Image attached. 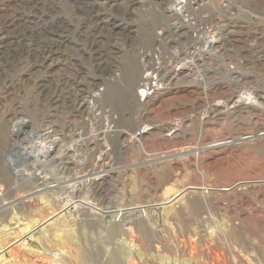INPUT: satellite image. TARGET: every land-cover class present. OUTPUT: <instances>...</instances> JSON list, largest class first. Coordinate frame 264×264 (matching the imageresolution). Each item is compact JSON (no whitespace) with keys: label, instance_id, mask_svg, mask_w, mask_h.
Listing matches in <instances>:
<instances>
[{"label":"rangeland","instance_id":"1","mask_svg":"<svg viewBox=\"0 0 264 264\" xmlns=\"http://www.w3.org/2000/svg\"><path fill=\"white\" fill-rule=\"evenodd\" d=\"M126 2L82 0L68 5L58 2L55 11L40 22L64 24L62 49L71 50L78 57V65L86 73L81 82L78 78L63 79V72L54 65L49 68L53 79H47L46 71L18 60L13 54L0 69V264H140V258L127 256V248L133 245L132 250L138 248L142 252L145 246L140 241L132 243L130 240L134 236L136 239L142 237L149 227L137 214L130 216V210L149 204L163 205L176 193H181L176 201L162 207L160 215L165 221L174 220L178 231H185L201 220L198 215L202 189L211 190L207 198L217 204L214 206L217 220L212 222V227L225 230L229 247L240 263L264 264V135L261 136L264 133V57L263 61L253 58L264 49V2L250 5L228 0L237 10L218 18L219 3L210 0L207 7L214 10V22L227 18L231 23L256 27V31L250 27V31L239 37L241 42L236 44L237 50H230L228 56L218 59V63L206 61L205 69L211 73L198 83L199 92L189 93L186 88L196 87V81L185 78L176 94L159 96L155 92L167 83L150 68L160 67L162 74L168 72L169 54L178 51L179 46H171L174 42H168L167 46L159 47L154 44V38L165 26L172 24L165 16V9L173 7L174 2L163 7L156 0H136L131 12L120 16V8ZM99 3L103 4L98 6ZM14 4L13 0H0V19L12 13ZM89 4L96 5L103 15L119 23L126 33L118 49L110 53L118 69L112 71L107 67L101 76L104 83L93 76L97 73L91 63L92 53L79 35L78 20L85 17ZM203 31L206 33V29ZM195 35L193 32L181 36L187 48ZM145 71L151 76L150 85L137 88ZM66 79L73 80L62 89ZM96 86L102 87L96 96L97 105L104 111H111L116 118L115 124L98 111L87 115L86 102ZM142 90L148 95L146 99L141 97ZM40 92L48 102L43 109ZM240 94L247 98V103L241 100ZM63 98L73 105L72 109H56L55 104L61 105ZM213 105L226 108L220 118H209L207 107ZM94 116L97 117L94 119ZM17 118L31 122L34 131L47 130L51 137L59 138L63 151L72 138L89 137V126L96 122V136L83 139L74 153L76 158L86 161L82 172L90 173L108 146L115 171L98 185H91L90 177L75 180L79 176L75 158L68 164L66 173L55 170L51 174L57 182L48 180L49 173L37 174L39 178L43 176L45 180L42 181L48 185L60 184L62 192L56 188L53 190H58L57 194L34 193L15 171L16 159L7 153L15 146L18 153L25 149V143L11 136ZM105 124H111L115 132L112 147L103 136L107 130ZM77 127L82 130L79 138L73 135ZM32 141L38 148L44 143L41 139L33 138ZM219 142L229 144L219 149L207 148ZM57 149L55 152L60 155L62 152ZM79 149L84 150L85 157ZM23 161L26 164L32 160L24 157ZM66 181H70L69 184ZM66 185L71 188L68 190ZM29 194L32 195L24 198ZM77 198L88 202L90 207L62 210L67 200ZM174 203H178V208ZM114 207L122 216L110 223L99 210ZM189 208L193 215H189ZM52 211L58 216L47 226L44 223L36 227L38 222L50 217ZM167 228H170L168 224ZM201 251L198 247L196 258L205 261L206 254Z\"/></svg>","mask_w":264,"mask_h":264},{"label":"bare ground","instance_id":"2","mask_svg":"<svg viewBox=\"0 0 264 264\" xmlns=\"http://www.w3.org/2000/svg\"><path fill=\"white\" fill-rule=\"evenodd\" d=\"M13 1H15V4L12 13L8 17H4L0 19V69L2 68L3 65H6L7 63L6 60L9 59V55L13 54L16 56V58H18V60H25L29 62L32 65V67H38L46 71L48 77L47 79H53L52 72L49 71V68L50 66L52 67L54 65L63 72L62 75L63 79L78 78L79 82H81V79H83L86 76V73L84 69L78 65V57L72 54L71 50L70 51L68 49L66 50L64 47H63L64 49H62L61 34H63L65 29L64 24L57 20H56L57 23L55 24H51V23L40 24V22L45 21L50 16V14L55 11L56 3L66 2L64 4L68 5L70 2L80 3L82 0H13ZM90 1L101 2L103 0H90ZM104 1L109 2L110 0H104ZM135 1L136 0H127L124 6L120 8V12L118 14L122 16L126 12L130 13L131 5L135 4ZM171 1L174 2V6L165 9V16L172 20V24L169 26H165L160 32L157 33V35L154 38V44L159 47H165L167 46L168 42H174L171 43V46L178 45L179 49L178 51L169 54L171 55L170 64H169L170 69L165 74H162V70L160 67L153 66L150 68L152 69L153 72L156 71L160 75L161 79L166 81L167 83L166 87L157 90L155 92L158 96L162 94H167V95L176 94L178 90L181 88L180 82L182 83V85H184L185 78L187 79L190 78L191 81L192 80L196 81V87L195 86H190V87L197 88V90H192L190 89V87L187 86L189 88V89L186 88L187 91L189 93L197 92L199 88L198 83L201 82V79H204V77H206L208 74L211 73L209 69H205L206 61H210L214 64L216 62L218 63L219 62L218 59L220 57L225 58V56H228L230 50H237L238 47L236 44L238 42H241V39L239 37L247 30L250 31L251 29L250 27H252L251 25H248L249 27H246L243 23H231L229 22L230 19L227 18L221 20L218 23L214 22V10L213 8L207 7V4L210 0H156L157 4L162 5L163 7L168 2L170 3ZM216 1L219 3L220 6L218 14H216L218 18L221 16H228L231 12L237 10V8L234 7L232 4H230L228 0H216ZM262 2H264V0H234L235 4L249 3L250 5H257ZM102 4L103 3H99L98 6H101ZM85 13H86L85 17L78 20L79 26L81 27L80 28L81 30L79 31V35L84 39L87 49L92 53L91 63L94 71L97 73L96 75L93 76L99 77L97 78V80L100 81L101 83H104L103 77H101L104 75L103 74L104 70L107 67H111L112 71L113 69H118V64L111 60L110 53L115 52L118 49V44L121 42V37H123L126 34L125 28H123L119 23L114 22L107 16L103 15L102 10L98 11L96 5L89 4ZM252 28L255 29L256 27L255 28L252 27ZM205 29H206V33L203 31ZM202 31L204 32V35H202L203 34ZM193 32L194 34H196L193 38L194 39L193 43L187 48L186 44L183 43L182 40L183 37L181 36L186 37V35H188L189 33L191 34ZM258 40L261 41L262 38H259ZM60 49H62L63 51H60ZM257 55L254 56L253 58L257 57V60L258 58L261 60V58L264 57V49L261 51L260 54L257 53ZM150 79L151 76L145 71V75L138 83L137 88L149 86L151 82ZM70 80L73 79H69V80L66 79L65 81L62 82V89L66 88L65 86ZM101 88H102L101 86H96L93 88V93H91L89 100L86 102V106H87L86 113L88 116L89 115L91 116L96 111H98L100 112V115H107L104 117L111 118L112 124H115L116 118L111 115V111H107V110L104 111L102 110V108H99L97 105L96 96L98 92L101 90ZM212 90L214 91V88H212ZM40 94L42 95V98L39 97V100L43 102V106H42L43 109V107L47 106L48 102L45 100V95L42 92H40ZM141 97L143 99H146L148 95H146L145 91L142 90ZM240 97L242 98L241 100H246V103L248 102L247 98H243L242 95ZM240 102H236V103L241 105ZM242 102L245 103V101ZM55 105H56V109L61 108L62 110H66L73 108V105L70 104V102H66L64 98L62 100L61 105L59 104H55ZM220 106L221 105H213L207 107L208 108L207 114H209V118L211 117L212 119L220 118V115L223 114V109L225 108V107L221 108ZM228 112L229 111H227V113ZM96 117L94 116V119ZM23 120L24 119L21 118L19 119L17 118L16 120H14L13 122L14 124L12 125V127H14L13 128L14 133H12L11 136L15 139V141L17 142L19 141V143L21 144L25 143L26 144L24 145L25 149L22 153H18L17 148L15 146L16 149L11 148L7 152L10 153L11 157H14L16 159V162H14L13 164V166H15V171L17 172L18 176H20L22 179L27 181L28 187L32 188L34 193L39 194L42 191L44 192L47 191L48 194L49 193L57 194L59 193L58 190L60 184H53L52 182L51 183L52 185L50 184L48 185L44 183V181L40 180L38 178L39 176L37 177L34 172L37 170H42V171L48 170L47 174L49 173L51 175L53 174L51 169L55 168V170H57L60 173L63 174L66 173L65 171L68 170L67 169L68 155L69 152L71 151L67 149L63 151L61 149L62 148L61 145H59L60 143L59 138L55 139V137H51L49 135L50 133L46 132L47 130L34 131L33 124L31 122H27V123L23 122ZM101 123H102L101 118H99V124ZM70 126L72 127L75 125L71 124ZM44 128H46V126ZM103 133H104L103 136L107 138L110 144L112 145L115 138V132H113L110 129L107 130L105 129ZM73 135L76 138L80 137V135L78 136L77 131H74ZM262 135H264V133H262L261 136ZM33 138L37 140L41 139V141L44 142L42 143L43 148L42 147L38 148V146L36 147L33 144L32 141ZM14 139L11 138V140ZM97 142L99 143V141ZM46 144L48 146H45ZM228 144L229 142H223V143L219 142L216 144H212L207 148L219 149L227 146ZM55 148H58L57 150L62 153H60V155L57 154L55 152ZM13 154L15 155L13 156ZM17 154L19 155L18 158L16 157ZM24 157H26V159L30 158V160L33 161L34 163L33 167L28 166L27 161L26 164H24L23 161ZM49 174H48V180L51 179L52 181L57 182V180L54 179L55 176L54 175L50 176ZM66 182H67L66 184H69L68 182L70 181H66ZM56 188H58V190L54 191L53 189ZM69 188L71 187H69L68 185L67 189L69 190ZM30 195L32 194L26 195L24 196V198ZM179 197H181V193H176L175 196L165 204L172 203L176 201ZM71 200L66 201L67 204L63 207L62 210H68L69 207H73L75 211L81 210L83 208H87L84 207V205L87 204L88 202L86 203V201H81V200L71 201ZM165 204H163L162 206H165ZM144 207L145 206L138 208H144ZM52 212L53 213L50 217H46L43 222H38L36 227L41 226L44 223H46L47 226V224L50 223L53 220V218L58 216L55 214L56 213L55 211Z\"/></svg>","mask_w":264,"mask_h":264},{"label":"built area","instance_id":"3","mask_svg":"<svg viewBox=\"0 0 264 264\" xmlns=\"http://www.w3.org/2000/svg\"><path fill=\"white\" fill-rule=\"evenodd\" d=\"M95 123L96 122H93V125L89 127L87 131L89 137L87 138L96 136L94 134V131L96 130ZM105 127L110 130L112 129L111 124L109 126L105 124ZM76 129H79V127ZM81 131L82 130H77L78 136L81 134ZM87 138L81 137L80 139H72L71 143L65 147V149L71 151L68 155V164L72 163V161L76 158L74 150H77V148L80 147V142L83 141V139L86 140ZM99 144L100 148H102L101 141H99ZM45 146L48 145L46 144ZM39 147L43 148L42 144H40ZM110 147H112L111 144ZM79 150L82 153V157H85L86 153L82 152L83 149ZM110 153L111 152L108 149V146H106L105 152L102 154L100 159L96 160V163L90 173L82 172L84 170L82 169V166H85L84 163H86L85 159H82L81 157L76 158L79 165L76 173L79 176L75 180L90 177L89 183H91V185L100 184L101 180L114 171ZM105 163L106 165H104ZM33 164V161L28 162V166L30 167H33ZM51 170L54 172L55 168ZM47 171L37 170L34 173L37 176V174H45ZM39 179L45 180L43 176ZM210 191L211 190L209 189H203V193L200 195L202 200L201 211L198 217H200L201 220L197 224H193L187 228L185 231H178L179 228L173 223L174 220H170V218H168V220L165 221L163 219V216L160 215V210L163 207L162 205L157 206L156 204H149L144 208L131 209L130 211L132 212L130 216L137 214L139 219L146 222L149 230L146 232L143 231L142 237H138V240L132 233V236L134 237L130 240V242L136 243L137 241H140L141 244L145 246V249L141 252L138 248L132 250L134 247L133 245L129 248L126 247L127 256L140 258V264H241L238 256L234 255L229 247L225 230L223 228L214 229L212 227V222L217 220L214 213V206L216 207L217 204L213 199L210 200L207 198V196L210 195ZM74 201L77 200L75 199ZM177 204L178 203H174V207ZM84 207L89 206L88 204H85ZM175 208L178 207L176 206ZM70 209L74 211L73 207L68 208V210ZM99 211V213H102V217L104 216L105 218H108L110 223L117 222V220H119L122 216L116 207L110 209L105 208L103 211ZM188 213L189 215H193L191 208L188 209ZM167 224L170 226L169 229L167 228ZM138 235H140L139 232ZM198 247L202 248L201 253L205 252V261L197 260L196 254H198Z\"/></svg>","mask_w":264,"mask_h":264}]
</instances>
